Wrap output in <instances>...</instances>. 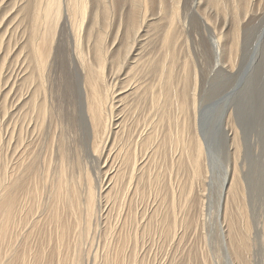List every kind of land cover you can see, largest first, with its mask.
<instances>
[{
    "label": "bare ground",
    "instance_id": "bare-ground-1",
    "mask_svg": "<svg viewBox=\"0 0 264 264\" xmlns=\"http://www.w3.org/2000/svg\"><path fill=\"white\" fill-rule=\"evenodd\" d=\"M127 1L118 5V0H0V144L4 146L0 152V244L4 245L0 264H79L85 254L77 246L85 231L89 232L94 224L99 226L101 220L106 223L104 245L102 253L95 251L92 264H144L145 257H138L136 250L141 235L160 231L164 240L178 234L181 225L175 207L179 206L181 196L169 192L165 179L170 170L177 168L179 172L181 166L188 168V174L184 183L181 178L178 180L184 197L182 207L186 209L180 221L186 228L195 204L199 209L195 214H204V196L198 187L206 183V162L210 157L201 126L198 82L190 81L191 70L187 76L189 84H180L173 76L177 53L174 34L185 28L187 19L179 16L185 3L171 0L170 30L164 34V57H169V63L163 62L165 70L158 69L146 108L145 83L134 72L141 39L147 33L140 35L139 18L145 17L149 0ZM243 1L231 0L235 6ZM165 8L164 5L162 9ZM114 11L117 16H113ZM234 17L228 74L234 71L245 41L241 17ZM63 21L69 23L75 35V60L71 64L78 86L77 109L74 105L65 108L72 94L70 90L66 93L67 85L57 91L55 87V82L64 78V72L56 74L59 45L55 48L54 43L58 30L63 31L59 28ZM115 22L124 29L117 30L113 37L110 27ZM88 39H92V45ZM222 43L218 36L211 40L215 55H220ZM189 48L188 45L186 50ZM155 68L154 65L149 72ZM173 117L174 129L170 123ZM238 126L231 117L225 121L235 161L225 182L224 226L219 232L222 247L228 249L223 248L228 264H250L247 190L238 167L245 145ZM171 151L173 156L168 160ZM208 163L211 167L214 163L215 168L214 160ZM230 202L237 205L243 218L240 230L226 216L233 215ZM143 204L146 207L142 215L147 220L135 229L133 236L129 231L124 234L127 220L136 222V209ZM201 224L204 228V222ZM201 259L207 264L205 256Z\"/></svg>",
    "mask_w": 264,
    "mask_h": 264
},
{
    "label": "rangeland",
    "instance_id": "rangeland-1",
    "mask_svg": "<svg viewBox=\"0 0 264 264\" xmlns=\"http://www.w3.org/2000/svg\"><path fill=\"white\" fill-rule=\"evenodd\" d=\"M212 1L213 3H211ZM223 1L224 0H181V5L182 3L185 4L180 7L179 16L180 19L186 17L185 20L187 19V22L184 23V29H179V31H176V34H174L177 49L175 58L176 72H174L173 75L175 77V81H178L180 84H182L183 81L189 84V77L187 76L189 75V70H191L190 72L192 74L190 75V81L193 80L194 82L197 80L196 82H198L197 89L200 96V100L198 98V101L201 106V126L207 141V153L210 157V160L206 162L207 180L204 184L206 189L203 186L198 187V192L204 196V210H202L204 214L200 215L201 217L198 216V214H195L196 210L199 211L197 208L198 205L195 204L192 207L191 224L187 223L185 228L184 223L180 221V219L184 216L186 209L182 207L184 197L180 193L181 184L178 183V180L181 178L182 182L184 183L188 174L187 171L185 172V170L188 168L181 166L179 172L177 171V168H175V170H170L166 175L165 182L166 185H168V190L170 193L175 192L177 195L181 196L179 206L175 207V215L177 216L179 225L181 226L178 228V234H176L174 237L173 234H171L167 239L165 237L164 240V235H162L160 231L154 232L151 235L144 234L140 236L136 250L138 257H145V259H143L145 261L144 264H169L170 261H173L174 259H176L174 264H203L201 258L204 256L206 257L207 264H228V259L223 248L226 250L228 249L225 246L222 247L221 235L219 232L223 230L222 227L224 226V209L226 205L225 190L227 188V184L225 182L226 178H230L231 176L235 161L234 156L231 154L232 150H230L231 144L227 135L228 133L225 132L226 130L224 129L225 121L228 117L235 119L237 126L240 125L238 127L241 132L242 144L243 146L245 145L242 148V153L238 160V167L240 170V175L245 182L243 183L245 185V190H247L245 191V200L247 203L246 213L248 214L247 217L250 224V229L248 230V245L250 247L247 251V255L250 259V264H264V0H245L239 6L232 4L231 0H226L228 4L226 1ZM118 2V5H125V2L128 3L127 0H118ZM186 3L187 7L189 8L185 6ZM171 4V0H149L148 10L145 13L146 18H141L142 20L139 18V20L142 22L140 35H143L146 32L147 33L144 34L141 39V52H139L140 54L137 55L138 66L136 67L134 73H136L137 77H141L140 80L145 83L143 97L145 100L144 104L146 103V108L149 101V89L152 90L153 86L151 85L156 84L158 69L160 71L162 69L165 70L166 67L162 65L164 64L163 62H165L166 65L169 63V57H164V34L170 30L168 17H170L171 14V10L169 9ZM164 5L166 8L163 10L162 7ZM126 7L127 6L124 7V11ZM182 8L184 10L186 9V11H184ZM96 9L97 8H94V11ZM166 9H168V11ZM195 9L200 12L195 11ZM153 11L155 14H153ZM100 13L101 12H99V14ZM116 13L119 14L117 10ZM116 13L114 11L113 16H117ZM237 15L241 17L239 23L241 25V34H243L242 37L245 41H242L240 47L242 50L240 51L241 53L236 60V67L234 71L228 74V48L232 41V33L230 32L232 26L236 23V18L234 16ZM113 20L114 17H112V24ZM148 20L150 22L152 21V23H149ZM14 22L15 19L13 23ZM63 22V26H59V28L61 30L63 29V31L58 30L56 39L57 42L55 41L54 43H56L55 48L57 45L60 47H58L60 50L57 48L58 58H55L56 63H58L56 64L55 68L56 74L59 76V72H61V74L64 72L62 74L64 78H60L57 82H55V87L57 91V88L67 85L66 90L67 88L68 90L66 93L69 90L72 91V94L70 93V97L72 99L70 98L71 102L68 101L69 104L67 103L65 108L67 110V108H72V105H74L77 109L78 105L76 103L78 99L75 93L77 89L76 87L78 86L76 85V77H74L75 69L71 64L72 61L75 60V57H73L72 54L75 46V43H73L75 42V35L69 23L65 21ZM148 24H152V26H149ZM123 25L125 24L123 23ZM65 26L66 28H64ZM226 27H228L229 30ZM16 28L20 29L21 27L17 26ZM110 28L114 35L113 37H115L117 30L120 32V29H124V26L122 27L121 24L120 27L119 24L115 22ZM163 30H165V32ZM218 30L221 32H218ZM243 30H245V32ZM225 32L228 34L226 35ZM220 33L222 35H220ZM215 35H217L220 40L224 42L221 45L220 55H215L211 49L210 42L211 40H215L217 38ZM67 37H69V39ZM221 37L223 38L221 39ZM63 39L64 41H61ZM91 40L92 39L89 40V44H91ZM111 40L109 41L111 42ZM178 40L179 43L177 42ZM84 41H87L86 37ZM187 44L190 46L189 50H186V48H188ZM161 45H163V47ZM180 48L182 52L180 51ZM190 50L191 53L193 52V55L190 53L192 56L188 54V51L190 52ZM225 50L226 53H224ZM220 56H222V59H220ZM185 59H188V62ZM154 65L156 68L149 72V69L153 68ZM194 69H197V71ZM137 74H139V76ZM66 112L69 115V111ZM170 123L174 129V117L171 118ZM244 149L246 150L244 151ZM2 151H4V146L3 144H0V152ZM173 152H175V150H173ZM173 152L171 151L169 153L170 156H168V160L173 156ZM40 158L41 155L39 153V161ZM212 160H214L216 165L214 169V163L213 167H211L210 163H208L210 161L212 162ZM38 164L40 163L38 162ZM183 168H185L184 171ZM196 189L197 184L194 187V192ZM166 204L169 205V199L167 200ZM230 206L233 211V215L230 216L229 214H226V216L231 218L232 221H235L237 228L240 230L241 224L243 223V218L239 215L237 211V205L235 203L230 202ZM145 207L146 204H143L139 205L138 209H136V222L134 220H127L126 226L128 229L125 230L124 234L129 231V235L133 236L135 229L140 228L141 226L139 225H142L147 220L145 215H142V209ZM113 222H115V219ZM201 222H204V228H202ZM104 229H106V223L104 220H101L99 226L94 224L91 229L88 230L89 232L85 231V236L81 244L77 246L79 248H77V250L83 255L85 254L79 264H92V258L97 249H99V253H102L105 238L103 234V231L105 233ZM35 243L37 244V247H39V242L37 239H34V244ZM132 245L133 242L130 243L128 251L131 250L130 248ZM3 248L4 245L0 244V252L2 251L0 256L3 255ZM72 248L73 247L70 248L69 252H72ZM126 254H128V252H126ZM1 257L3 258V256Z\"/></svg>",
    "mask_w": 264,
    "mask_h": 264
}]
</instances>
